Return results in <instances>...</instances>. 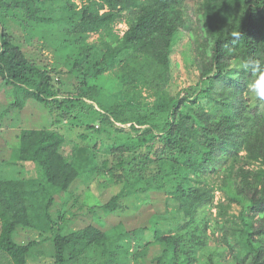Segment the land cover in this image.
<instances>
[{
  "label": "trees",
  "instance_id": "16d2710c",
  "mask_svg": "<svg viewBox=\"0 0 264 264\" xmlns=\"http://www.w3.org/2000/svg\"><path fill=\"white\" fill-rule=\"evenodd\" d=\"M194 1L195 21L187 0H0V91L13 98L0 119L30 102L49 115L1 158L0 263L264 264V101L247 93L241 67L264 62V0ZM185 34L200 80L173 94L172 55ZM24 45H41L53 63L32 61ZM63 121L94 144L67 151L70 134L54 128ZM127 124L135 149L111 134ZM30 162L33 186L23 177ZM95 177L112 197L86 210L97 227L70 230L71 187ZM153 194L165 195V211L150 218L152 245L137 251L124 218L154 206ZM106 216L121 219L109 228ZM23 230L37 236L20 243Z\"/></svg>",
  "mask_w": 264,
  "mask_h": 264
},
{
  "label": "rangeland",
  "instance_id": "374dc122",
  "mask_svg": "<svg viewBox=\"0 0 264 264\" xmlns=\"http://www.w3.org/2000/svg\"><path fill=\"white\" fill-rule=\"evenodd\" d=\"M78 3H80V0H76ZM198 3L194 0H187V14L189 15L191 21H195L198 13ZM120 34L123 33L127 29L126 25L121 24L117 27ZM16 33V36H18L21 40V42L24 44V37L23 33L20 31V29L15 28L14 30ZM97 38V35H94L90 41H93ZM190 41V36L188 34H185L182 36L181 40L175 47V51L172 55V61H173V69H174V81L172 83L171 91L173 94H176L178 92H182L186 94V90L188 89H195L199 83L200 77L199 72L195 68L194 65L191 63H188L185 58L186 55L184 52L188 49V43ZM24 52L28 56L29 59H31L34 62L38 63H49L52 64V56L45 52L43 53L41 45H24ZM188 54L190 52H187ZM192 56H194V53H192ZM2 83V80L0 78V85ZM12 96L10 97L6 90L2 89L0 91V110L4 109V107L9 106V104L12 101ZM15 113V115L13 114ZM12 118H11V117ZM47 116L49 119L48 111L41 108V106L35 102L28 103L26 108L22 111L14 110L10 112V115L7 117H4L0 119V170L2 169V157H8L10 158L12 149L16 148L18 144L20 143L19 139V133L23 128H29V127H40L41 122H44V117ZM70 127V124L68 122L63 121L60 125L55 126V129H59L64 135L67 134V132L70 134V136L66 135L67 138V151H70L71 149H74L77 147V145L80 146H89L94 144V140L92 138L89 139V141H84V143L81 142V136L85 133V131L82 128H72L68 129ZM121 127V126H120ZM124 128V132L118 133L114 130H111V134L113 137H116L118 140V145H126L131 146L132 148L137 146V144H140L137 138V134L133 133L130 129V124H127L126 126H122ZM110 132V130H109ZM87 134V133H86ZM93 134H98V132H94ZM101 139L106 137L104 135V132H102ZM107 138H105L104 141L99 144V149L107 146L106 143ZM95 146V145H94ZM91 148V147H90ZM93 150H96L95 148ZM142 149L138 150L136 154L141 152ZM126 157H130L132 154L126 152ZM27 156V153L24 154V158ZM100 163L103 160H111L113 164L117 162V160L113 156L108 155H102L100 154ZM94 167H90V169H85L84 171L88 172V170H91ZM25 170L27 173L23 174V177L26 179H30L31 181H27L28 186H33L35 184H38L39 180L37 179V174L35 172V165L33 163H25ZM5 172H11V167H5L3 169ZM85 175H82V178L84 179ZM99 180V182L102 185H99V182H94L93 184L87 186L84 184H81L77 180L75 183H73L71 190L73 191L75 197H77L76 204H73L72 201L69 202L68 207L66 208V220L68 221V229L79 231L83 230L89 226H98L97 220L95 219V214L93 213H86L87 209H90V207L94 206H102L106 204L112 197L113 192L108 189V187H111V184L109 186L105 182H102L100 178L95 177ZM219 199L220 193L216 194ZM65 195H57V202H59L62 198H64ZM153 200H155L154 206H150L146 209H143L140 212L135 213L134 215H131L129 218H124V224L126 228L128 229H137L135 232L136 237V249L137 251L145 249V247L148 245H152L154 242V237L152 234V231H150V218L152 215L159 211L160 214H162L165 211V195H152ZM132 199V198H130ZM128 199V200H130ZM127 202V201H124ZM128 203H130L128 201ZM86 208V209H84ZM145 208V207H144ZM56 211V209H55ZM126 214V213H125ZM128 216V215H125ZM106 220L107 226L109 228H113L116 224H118L119 220L121 218L115 217V216H106L103 218ZM0 231H1V222H0ZM37 236L33 231L29 230H23L20 232L18 237V242L25 243L29 237H35ZM158 250L156 248H152L150 251L151 256H155L157 254ZM0 264H8L6 261L0 263ZM31 264H53V260L51 258L43 259V261L35 262L31 261Z\"/></svg>",
  "mask_w": 264,
  "mask_h": 264
},
{
  "label": "clouds",
  "instance_id": "9594fccd",
  "mask_svg": "<svg viewBox=\"0 0 264 264\" xmlns=\"http://www.w3.org/2000/svg\"><path fill=\"white\" fill-rule=\"evenodd\" d=\"M241 67L252 77L247 83V93L255 100L264 101V62L251 58Z\"/></svg>",
  "mask_w": 264,
  "mask_h": 264
}]
</instances>
